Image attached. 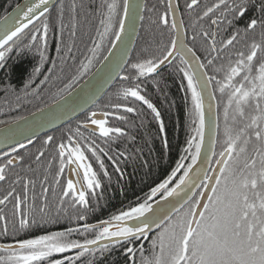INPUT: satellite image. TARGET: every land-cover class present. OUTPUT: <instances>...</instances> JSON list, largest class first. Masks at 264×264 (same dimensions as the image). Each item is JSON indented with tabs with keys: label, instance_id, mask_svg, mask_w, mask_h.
I'll use <instances>...</instances> for the list:
<instances>
[{
	"label": "snow or ice",
	"instance_id": "1",
	"mask_svg": "<svg viewBox=\"0 0 264 264\" xmlns=\"http://www.w3.org/2000/svg\"><path fill=\"white\" fill-rule=\"evenodd\" d=\"M48 2L49 0H30L23 8L17 5L13 10L15 14L9 13L6 17H0V71L5 69L6 62L12 53L22 55L35 50V53L39 55V64L31 69L28 81L25 82V90L34 78L42 74L41 65L48 59L45 54L49 33V23L46 18V13L49 11ZM197 5L198 0L186 3L188 9ZM103 7H106L107 13H101L102 31L97 30L99 40L93 39V46L89 49L95 55L101 49L103 40L109 38L112 47L108 48V52L111 56H105L102 63L118 55L114 49L117 48V42L122 39L125 17L131 13L134 20L137 6L130 4V0H123V14H120L116 0L106 3ZM222 7L226 10L224 19L211 18L210 14ZM250 7L258 10L261 18L259 20L250 18L243 29L236 28L227 39L221 41L219 50L216 46V31L202 33L209 40V55L216 53L215 56L206 58V64L200 62L195 51L187 48L177 35L172 38L170 46L161 49L159 56L131 62L128 66L133 74L121 77L122 80L130 83L121 90L119 95L124 100L131 98L132 101H139L146 105L159 123L160 132L164 133L161 113L145 95L141 94L139 81L141 78H148L157 73L161 65L173 55V50L180 55L182 63L189 66L187 70L180 68V71L187 80V91L191 93L192 123L195 125L196 132V136L186 141L187 147L184 149L185 153H190L192 148H195V152L190 156L191 163L185 165L183 161L189 157L182 156L167 179L153 187L143 202L130 206L127 211L112 215L108 220L95 224L84 223L77 228H67L64 231L50 232L34 238L16 239L13 243L3 245L0 251L8 255L0 256V264H42L44 261H47V264H65V261L73 264V260H79L86 253L95 252L97 249L94 246L99 245L101 253L110 251L108 244H100L101 241H108L113 246H124L134 245L141 238L147 239L148 230L153 225L159 229L151 240L154 255L151 260L144 261V264H264V55H261L264 53V32L261 33L260 41L253 39L246 45V50L235 51L229 56L226 64L221 63L215 66L217 59L223 60L220 52L233 46L241 33L246 35L254 32L258 24L264 29V0H233L230 5L226 3V0H217L198 19L209 18L211 26H218L227 20L231 27L244 18ZM175 12L176 8L173 7L172 0H168L167 9L159 17V21L161 25L178 31L182 22L178 26L173 19L169 25L167 19L169 14L175 16ZM229 16L232 19H228ZM117 17H119L118 27H114L113 21ZM30 26H33L35 30L31 31L30 36L21 39ZM75 27L76 25L73 24L72 36L76 35ZM61 43L62 40L57 43V52L62 51ZM178 43L179 47H177ZM71 53L72 48L69 46L66 56ZM91 63L92 56H89L87 62H81L78 75L73 76L63 88L58 89L56 95L60 96V99L53 101L54 108L51 105L38 108L36 113L31 114V120L20 117L19 120L23 123L14 122L16 123L15 129H6V133L9 134L0 137V140L8 141L20 137L26 140L27 144H32V137L36 136L38 129L58 119L67 110L65 106L68 102L60 93L71 88L79 76L88 70ZM193 63L196 64L195 69L192 68ZM106 67L109 71H114L120 67V64L118 60H112V63L107 64ZM208 68L212 69L213 74H209ZM48 71L51 72L52 69ZM48 79L49 77L45 75L36 87L44 85ZM213 85L216 92L226 97L223 105L225 139L222 150L215 159L214 174H209L208 170H198L193 176L191 170L197 163L204 144L205 97L207 96L210 101L217 99L210 90ZM9 88L10 85L6 86L5 90ZM32 92L36 94L37 99L40 98L36 89ZM28 94L25 91V95ZM212 107L213 105L209 103V126L214 149L219 124L213 115ZM112 108L116 111L91 112L86 121L78 124L75 129H69L68 134L62 136L60 142L55 144L54 159L59 161L55 174V185L61 184L66 165H75L71 169L73 175L82 173V180L67 179L59 196L61 205L68 200L71 207L82 209L84 213H87L92 210L89 196L96 199L97 190L103 188L101 175L89 162L86 152L91 153L103 177L111 179L101 155L108 156L114 163L116 161L97 142L96 133L98 132L99 139L105 143L118 138L124 134L123 130L120 127L107 126V118L112 116L124 121L126 117L118 114L121 109L124 113L136 112V108L128 104L116 103L112 105ZM90 125L94 127L86 136L81 129L87 131ZM55 141L56 137L47 135L43 140L42 148ZM15 143L20 149L26 147L19 139H16ZM165 147H167L166 140ZM16 152L17 147H11L9 152L0 154L5 158L4 163L0 164V181L7 179L6 168L15 164H23V156H11V153ZM44 155L45 152L40 150L35 157L36 161H40ZM118 155L123 156L124 153ZM216 156L217 154L213 151L212 158ZM49 164L51 165V161ZM116 171H120L118 165ZM200 171L203 172L202 178ZM180 172L183 174L173 182L174 186L170 185L173 177ZM46 181L47 176L44 181H41L42 199L45 202L49 191L53 193L56 191L55 187L51 189L44 187ZM17 182L13 181V184ZM29 185L34 188L35 181L23 178L22 196L16 194L13 187L3 198H0V205H4L10 198L15 199L16 213L20 216L18 231L27 230L37 223L34 218L29 219L30 214L27 210ZM197 189L200 191H196ZM202 189H210V191L205 192ZM157 193H160V198L168 203H170L168 198H174L183 203L179 207L175 204H171L170 207L157 204L153 208L149 201ZM189 193L192 194L189 195ZM204 196L207 197V202L199 198ZM22 205L25 209L23 212H21ZM39 211L44 213L45 207H40ZM173 212L176 213L175 217L172 215ZM3 219L5 217L0 216V220ZM75 219L85 221L86 215L79 214ZM128 221H133V223L128 224ZM81 228L84 233H95V237L85 239L83 242L71 239L73 233L80 232ZM6 233L7 229H5ZM72 250H77L75 257L65 256L63 259H51L54 254H63ZM134 251V246L125 248L128 254H134ZM140 251L143 252L142 247Z\"/></svg>",
	"mask_w": 264,
	"mask_h": 264
},
{
	"label": "trees",
	"instance_id": "2",
	"mask_svg": "<svg viewBox=\"0 0 264 264\" xmlns=\"http://www.w3.org/2000/svg\"><path fill=\"white\" fill-rule=\"evenodd\" d=\"M20 1L0 0V17H3ZM109 2H112V0H60L46 14L49 23V33L45 54L48 59L41 65L42 74L34 78L27 90H25V82L28 81L31 69L39 64V55L35 53V50L25 52L22 55L10 54L5 69L0 71V127L33 113L38 108L51 104L54 100H58L60 98V96L56 95L58 89L63 88L73 76L78 75L81 62H87L89 56H92V63L89 65L88 70L79 76L71 88L65 89L60 95L64 96L97 67L111 45L109 38L103 40L101 49L95 55L89 49L93 46V39L99 40L97 30L100 29L102 31L100 26L101 13H107V9L103 5ZM116 2L119 5L120 14H122L123 0H116ZM190 2L191 0H175L185 33L186 45L188 48L193 49L200 58V62L205 64L207 63L206 58H211L216 53L209 55L210 44L209 40L202 35L204 31H216V46L219 50L221 41L227 39L236 28L243 29L250 18H257L258 20L261 18L258 10L250 7L244 18L234 26L230 27L227 20H224V23L218 26H211L209 18L206 17L204 20H199L198 17L208 7L216 3L217 0H198L197 6L188 9L186 3ZM232 2L233 0H226L229 5ZM166 9L167 0H145V9L138 36L122 76H131L133 74L128 66L131 62L159 56L161 49L171 45L174 30L161 25L159 21V17L164 14ZM225 11V8L222 7L220 10L210 14V16L211 18L224 19ZM118 18L113 21L114 27H118ZM167 19L170 25L172 23L170 14ZM228 19H232V17L229 16ZM73 24L76 25L75 36L71 35ZM36 26H39V24H36ZM34 30V27L30 26L21 39L30 36L31 31ZM262 32H264V29L258 24L254 32H249L246 35L241 33L233 46H229L220 52L223 60L217 59L215 66H219L221 63L226 64L229 56L235 51L246 50V45L253 39L260 41ZM60 40H62L60 44L62 51L57 52L56 46ZM69 46L72 48V53L66 56ZM261 55H264V53ZM180 68L188 69L180 58L175 57L166 68L151 77L141 78L139 81L142 90L141 94L145 95L161 113L165 128L164 133L160 132L159 123L146 105L139 101H132L131 98L124 100L119 95L121 90L129 85V81L118 79L103 98L91 109V111L101 112L102 110H107L115 112L116 110L112 108V105L116 103L128 104L136 108L134 113H124L121 109L118 114L126 117L124 121L117 120L112 116L107 118V126L120 127L123 130V135L107 143L96 136L97 142L116 161L114 163L108 156L101 155L111 178L110 180L103 177L99 165L91 156V153L86 152L89 162L101 175L103 183L102 190H97L96 199L89 196L91 211L84 213L82 209L73 208L68 200H65L61 205L59 196L65 180L64 174H62L61 184L55 185V174L59 166L58 159H54L55 151L49 149L50 145L45 146L43 147L45 155L40 161L35 159L41 150L45 139L44 136L37 138L27 148L17 149L16 153H11L15 156H23L24 162L23 164L6 168L7 179L0 183V198H3L7 191L13 187L16 194L22 196L23 178L34 180V188L29 185L27 210L30 214L29 219L34 218L37 223L27 230L18 231L20 216L16 213L15 199L10 198L1 211V214L6 216L5 221L0 222V245L13 243L16 239L34 238L50 232L64 231L67 228H77L84 223L95 224L102 220H108L112 215L127 211L130 206H136L137 203L143 202L153 187L167 179L172 169L176 166V162L182 156L189 157L183 161L185 165L191 163L190 156L195 152V148L193 147L190 153H185L184 149L187 147L186 141L196 136V132L195 125L192 123L191 93L187 91V80L184 79ZM48 69H52V71L49 72ZM207 71L210 75L213 74L211 68H208ZM45 75L49 77L48 81L37 88L36 86L40 80L44 79ZM9 85L10 88L6 91V86ZM33 89H36L39 99L32 92ZM25 91L29 94L25 95ZM212 91L217 98L215 102L217 123L219 124L215 146L216 159L218 153L222 150V144L225 139L223 134V105L226 97H222L219 92H216L214 85ZM88 114L87 112L65 126L51 132L49 135L56 137V141L51 144L52 147L55 148V144L60 142L62 136L68 134L69 129H75L79 123L84 122ZM83 132L86 136L89 135L87 132ZM165 140L167 141V147H165ZM119 153H124V155L119 156ZM50 161L51 165L49 164ZM2 163H4V160H0V164ZM117 165L120 168L119 172L116 171ZM46 169H48L47 172ZM182 174V172L177 173V176L173 177L171 185ZM45 176H47V181L43 186L50 189L52 187L56 188L54 193L51 190L49 191L46 202L42 199L41 185V181L45 180ZM13 181L18 182L13 184ZM42 206L45 207L44 213L39 211ZM24 210L22 205L21 212ZM79 214H85L86 220L77 221L75 218ZM5 229H7L6 234ZM158 231L150 235L145 241L140 239L134 245L113 246L109 244L110 251L104 253H101L98 247L95 252L86 253L79 260H73V264H144V261L153 258L151 240ZM94 237L95 233H84L81 228L80 232H74L70 238L83 242L85 239H93ZM128 246H134V254L125 252V248ZM141 247L143 252L140 251ZM75 254L76 252L54 254L51 259H63L65 256L75 257ZM7 255L8 253L0 251V256ZM42 264H47V261L42 262ZM65 264H68V261H65Z\"/></svg>",
	"mask_w": 264,
	"mask_h": 264
},
{
	"label": "water",
	"instance_id": "3",
	"mask_svg": "<svg viewBox=\"0 0 264 264\" xmlns=\"http://www.w3.org/2000/svg\"><path fill=\"white\" fill-rule=\"evenodd\" d=\"M59 0H49L48 2V9L50 10ZM30 0H21L17 5H19L21 8H23L26 4H28ZM130 4L136 5L135 9V18L134 20L131 17V13L128 17H125V30L122 33V39L121 41L117 42V48L114 49V52L118 53L117 56L112 57V60H118L120 67L116 68L114 71H109V69L106 67L107 64L112 63V60L108 62L102 63L105 56H111L109 52L105 54L103 59L100 61V63L97 65V67L80 83L78 84L75 89L69 91L67 94H65L64 100L67 101V105L65 106L67 108L66 111H64V114L60 116L58 119L52 120L50 123L46 124L43 128L38 129L36 131V136L32 137V140L34 141L36 138H39L43 135L50 134L51 132L63 127L64 125L72 122L73 120L77 119L78 117L82 116L83 114L87 113L91 108H93L105 95V93L112 87V85L119 79L122 80V72L129 60V57L131 55L132 49L134 48L140 24L142 21V13H143V6H144V0H130ZM173 7L176 8L175 16L170 14L171 21L175 19L178 26L181 25V18L179 15V11L177 9L175 0H172ZM16 6H14L9 12H7L3 17H6L9 13H13V10L16 9ZM15 14V13H13ZM179 35L180 41L183 42V44L188 48L186 45V38L185 33L183 30V26H180L177 30H174V36ZM180 44H177V47H179ZM112 47V45H111ZM175 57H178L181 59L180 55L176 53L175 50H173V55L169 57L168 61H165L163 65L158 69L157 73L164 68H166ZM187 68L189 67L187 64H185ZM192 68H196V64L193 63ZM212 91V89H210ZM70 94V95H69ZM60 99V98H59ZM58 99V100H59ZM57 100V101H58ZM211 103L213 105L212 112L213 115L217 119V110H216V102L210 101L208 97H205V130H204V144L201 149L200 156L197 160V163L193 165V168L191 170V174L195 176L197 174L198 170H208L209 174H214V169L216 168L215 165V158H212V152L215 151V148H212V136H211V130L209 126V115H208V105ZM53 108L55 105L53 102L51 104ZM44 108V107H43ZM33 113H36L33 112ZM32 114V113H31ZM31 114L28 116H25V118H28L31 120ZM23 123L21 120L13 121L7 125H4L0 127V137L4 136L6 133V129H15L16 123ZM94 126H89V129L87 131L91 132L92 128ZM96 135L99 136L98 132ZM217 137V132H216ZM19 139L21 143H24L26 147H28L31 144H27V141L20 137H15L12 140L3 141L0 140V153L10 150L11 147H17V149H20L16 143L15 140ZM33 143V142H32ZM216 146V144H215ZM211 158V159H210ZM218 158V157H217ZM69 174V172H68ZM201 178L203 177V172L200 171ZM69 179V175H68ZM1 182V181H0ZM170 181V185H171ZM214 182V181H213ZM174 186V185H173ZM205 192L210 191V189H202ZM196 191H200V189H197ZM192 193H189L191 195ZM160 193H157L155 197L150 201L153 208L157 206V204L161 206L170 207L171 204H175L176 207H179L183 201H179L174 198H168V202L160 198ZM203 202H207V197H199ZM176 213H172L174 216ZM128 224H132L133 221H128ZM159 229L156 228L155 225H153L147 233V238L154 234ZM142 240H146L145 238H141ZM100 244H111L108 241H101ZM95 248H98L99 245L94 246ZM77 251V250H72Z\"/></svg>",
	"mask_w": 264,
	"mask_h": 264
},
{
	"label": "flooded vegetation",
	"instance_id": "4",
	"mask_svg": "<svg viewBox=\"0 0 264 264\" xmlns=\"http://www.w3.org/2000/svg\"><path fill=\"white\" fill-rule=\"evenodd\" d=\"M91 112H97V113H100V111H89L88 113L90 114ZM88 114V115H89ZM88 117V116H87ZM87 117H86V119H87ZM47 135H49V134H47ZM46 135V136H47ZM44 136V138H46V136L45 135H43ZM98 136V135H97ZM43 138V137H42ZM37 139V138H36ZM35 139V140H36ZM34 140V141H35ZM33 141V142H34ZM30 146V145H29ZM25 148H27V147H25ZM49 149L50 150H54L55 151V148H53L52 147V145H50L49 146ZM41 150H43V148L41 147ZM10 150H8V151H5V152H9ZM5 152H3V153H5ZM11 156H15V155H12L11 154ZM9 158H11V157H9ZM0 160H5V158L3 157V155H0ZM15 165H17V164H15ZM15 165H12V166H10V167H14ZM73 167H75V165H66L65 166V170H64V180H65V183H66V181H67V179H68V175H69V178H71V179H73L74 181H76V180H82V173L80 174V175H73V173H72V171H71V169L73 168ZM68 172H69V174H68ZM2 182V181H1ZM0 182V183H1ZM161 195V194H160ZM159 195V196H160ZM3 206L4 205H0V216H3V217H5L6 215H4V214H1V211H2V208H3ZM4 222L5 221V219H3V220H0V222ZM3 245H0V247H2ZM73 252H76V251H73Z\"/></svg>",
	"mask_w": 264,
	"mask_h": 264
},
{
	"label": "bare ground",
	"instance_id": "5",
	"mask_svg": "<svg viewBox=\"0 0 264 264\" xmlns=\"http://www.w3.org/2000/svg\"><path fill=\"white\" fill-rule=\"evenodd\" d=\"M59 1H60V0H59ZM59 1H58L54 6H56V5L59 3ZM167 5H168V0H167ZM54 6H53L52 8H54ZM52 8H51V9H52ZM51 9H50V10H51ZM144 9H145V0H144V6H143V13H144ZM50 10H49V11H50ZM49 11H48V12H49ZM143 13H142V16H143ZM46 14H47V13H46ZM122 14H123V11H122ZM110 47H111V45H110ZM110 47H109V48H110ZM133 49H134V48H133ZM133 49H132V52H133ZM107 52H108V50H107ZM107 52H106V53H107ZM132 52H131V55H132ZM131 55H130V57H131ZM130 57H129V59H130ZM128 62H129V60H128ZM128 62H127V64H128ZM127 64H126V66H127ZM126 66H125V68H126ZM125 68H124V69H125ZM123 71H124V70H123ZM83 80H84V79H83ZM83 80H82V81H83ZM82 81H81V82H82ZM81 82H80V83H81ZM80 83H79V84H80ZM77 85H78V84H77ZM77 85H76V86H77ZM76 86H75V87H76ZM75 87L72 88L71 90L75 89ZM71 90H70V91H71ZM67 93H68V92H67ZM67 93H66V94H67ZM102 98H103V97H102ZM91 109H92V108H91ZM89 111H90V110H89ZM89 111H88V112H89ZM30 114H31V113H30ZM28 115H29V114H28ZM28 115H26V116H28ZM24 117H25V116H24ZM85 121H86V120H85ZM79 124H80V123H79ZM64 126H65V125H64ZM81 130L85 131L84 129H81ZM85 132H87L88 134L91 133V132H89V131H85ZM96 136H97V135H96ZM98 137H99V136H98ZM2 153H3V152H2ZM2 153H0V154H2Z\"/></svg>",
	"mask_w": 264,
	"mask_h": 264
}]
</instances>
